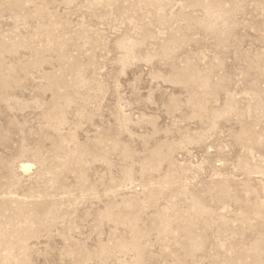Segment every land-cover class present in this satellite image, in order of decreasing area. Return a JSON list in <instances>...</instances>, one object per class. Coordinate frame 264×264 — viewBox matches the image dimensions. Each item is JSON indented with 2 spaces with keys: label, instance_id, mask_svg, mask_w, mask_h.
I'll use <instances>...</instances> for the list:
<instances>
[{
  "label": "rangeland",
  "instance_id": "rangeland-1",
  "mask_svg": "<svg viewBox=\"0 0 264 264\" xmlns=\"http://www.w3.org/2000/svg\"><path fill=\"white\" fill-rule=\"evenodd\" d=\"M0 264H264V0H0Z\"/></svg>",
  "mask_w": 264,
  "mask_h": 264
}]
</instances>
